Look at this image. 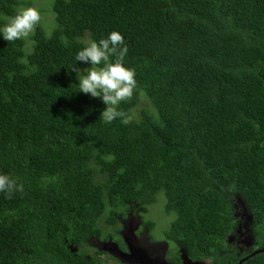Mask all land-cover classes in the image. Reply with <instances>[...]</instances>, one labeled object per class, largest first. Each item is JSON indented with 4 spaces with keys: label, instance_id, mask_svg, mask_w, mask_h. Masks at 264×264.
<instances>
[{
    "label": "trees",
    "instance_id": "obj_1",
    "mask_svg": "<svg viewBox=\"0 0 264 264\" xmlns=\"http://www.w3.org/2000/svg\"><path fill=\"white\" fill-rule=\"evenodd\" d=\"M29 6L0 0V27ZM49 7L29 37L0 36V174L25 188L0 193V264H108L88 242L124 249L118 218L139 216L149 235L153 209L170 222L168 262L181 248L191 261L264 264V252L252 256L264 249V0ZM113 31L138 82L120 105L128 124L101 121L106 106L78 92L71 71L90 67L77 52ZM244 229L250 246L235 240Z\"/></svg>",
    "mask_w": 264,
    "mask_h": 264
},
{
    "label": "clouds",
    "instance_id": "obj_2",
    "mask_svg": "<svg viewBox=\"0 0 264 264\" xmlns=\"http://www.w3.org/2000/svg\"><path fill=\"white\" fill-rule=\"evenodd\" d=\"M41 20L42 15L37 8H22L16 15L9 18L3 27H0V36L9 43L25 39L35 32ZM127 52L128 47L123 35L113 31L99 41L89 40L77 52L75 61L89 64L90 67L80 69L74 64L71 68V71L76 73V77H79L78 92L90 95L92 98H99L106 106L101 113V121L105 123L119 119L122 123L128 124L132 119L120 108L122 103L131 101L138 87L135 68L125 66ZM24 191L23 183L18 182L11 175L0 174V193H4L7 199H12L14 194L24 193ZM129 218L134 220L130 212L118 218L120 227H123L121 222L125 223ZM122 240L126 247L127 243L133 245L126 237H122ZM178 253L184 255L182 250Z\"/></svg>",
    "mask_w": 264,
    "mask_h": 264
},
{
    "label": "rangeland",
    "instance_id": "obj_3",
    "mask_svg": "<svg viewBox=\"0 0 264 264\" xmlns=\"http://www.w3.org/2000/svg\"><path fill=\"white\" fill-rule=\"evenodd\" d=\"M22 1L30 2L29 7H35L40 11V13L42 15V20L40 23L43 22L44 24H46L49 22L50 16L52 15V13L50 11L51 2H50V7H49V1L50 0H22ZM23 8H25V7H23ZM160 214H161L160 210H157V209H153L148 214V217L150 219L153 218V219H151L152 221H154V219H157V218L159 220V226L152 231L153 233L151 232L149 235H148V233H146V231L143 228L139 227V229L133 230V235H134L133 236L130 232L129 223L131 224V229H133V227L136 225L137 221H136V219L131 220L130 218L127 219V221L125 223L121 222L123 224L124 228L120 227L118 230V233H116V234L120 237V240H122V237H126L130 241L134 240L133 242L140 241V242H142V245L144 247H146V242H150L152 247L159 248L160 252L167 251L169 246L165 242L161 241L162 240L161 237H163V231L165 228H168L170 222L162 214L160 216ZM235 215H236V220H237V226L241 225V223L244 219H247L246 209L242 206H240L239 208L236 209ZM98 226L102 230L103 234L105 235L106 226L103 225L102 221L98 222ZM164 226H166V227L161 229ZM108 231H109V228H107L106 232H108ZM241 232L239 233L238 238L236 237L237 236V234H236V236H235L236 242L243 241L242 242L243 246H245L246 243L249 244V246H250V237H249L250 232H249V230L246 231V234H245V229L241 230ZM150 236H152L157 241L154 242L151 239H149ZM116 240H117V236H116ZM133 242H131V243L136 248L139 249L140 247ZM88 243H89L90 248H88V249L85 248V250L88 253H91L92 252L91 247H93V249H95V250L102 251L104 253L103 257L108 258V264H132V262L130 261V256L127 255L126 247L124 249L118 248V246L111 240L107 241V242H103V243H102V241L101 242L95 241L93 243L91 241H89ZM249 246H246V247H249ZM180 250L176 249V251H178V252H180ZM117 255H123V260L114 257ZM149 256L155 258V255L150 254Z\"/></svg>",
    "mask_w": 264,
    "mask_h": 264
},
{
    "label": "flooded vegetation",
    "instance_id": "obj_4",
    "mask_svg": "<svg viewBox=\"0 0 264 264\" xmlns=\"http://www.w3.org/2000/svg\"><path fill=\"white\" fill-rule=\"evenodd\" d=\"M136 221L139 222V216L137 217ZM129 226H130V232L133 235V230L137 229V225H135L133 227V229H131L130 223H129ZM133 241H131V242H133ZM133 243L138 245L140 248L138 249L134 245H132V246H134L138 251L144 252L143 254H145V256L147 255L146 256L147 259H151L153 261L152 264H191V262L185 257V255H183L181 253H178L179 262L178 263H171V262H168L165 260L166 251L160 252V249L156 248V247H152L150 242H146V247H144L142 245V242H140V241H136ZM126 249H127V247H126ZM150 254L155 255V258L150 257L149 256ZM118 256L123 260V255H118ZM130 261L132 262V264H143V262L138 257L130 258Z\"/></svg>",
    "mask_w": 264,
    "mask_h": 264
},
{
    "label": "water",
    "instance_id": "obj_5",
    "mask_svg": "<svg viewBox=\"0 0 264 264\" xmlns=\"http://www.w3.org/2000/svg\"><path fill=\"white\" fill-rule=\"evenodd\" d=\"M127 247H128V255L129 256H135V257H138L142 262L143 264H152L153 261L151 259H146L144 258V255H143V252L141 251H138L134 246H132L130 243H127ZM264 252V249H258V250H255L253 253H252V256L255 255V254H258V253H262ZM186 257V256H185ZM187 258V257H186ZM188 259V258H187ZM191 264H206L204 262H200V261H191L190 259H188ZM244 261V259H242L241 261L238 262V264H241L242 262Z\"/></svg>",
    "mask_w": 264,
    "mask_h": 264
}]
</instances>
